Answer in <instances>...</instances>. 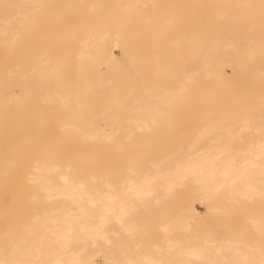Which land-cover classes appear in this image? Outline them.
Returning <instances> with one entry per match:
<instances>
[{"label": "bare ground", "instance_id": "obj_1", "mask_svg": "<svg viewBox=\"0 0 264 264\" xmlns=\"http://www.w3.org/2000/svg\"><path fill=\"white\" fill-rule=\"evenodd\" d=\"M191 104L243 105L214 115L264 132L248 125L264 121V0H0V264H264L260 243L185 242L190 223L165 220H196L197 198L264 201V137L164 135Z\"/></svg>", "mask_w": 264, "mask_h": 264}, {"label": "rangeland", "instance_id": "obj_2", "mask_svg": "<svg viewBox=\"0 0 264 264\" xmlns=\"http://www.w3.org/2000/svg\"><path fill=\"white\" fill-rule=\"evenodd\" d=\"M114 4V3H113ZM113 4L109 7H106V13L108 10L112 9ZM93 12V11H92ZM106 15V14H105ZM147 38L149 40L143 39V44H148L153 39V34L151 31L147 32ZM111 45L115 49L116 54L120 56V59L123 58V52L126 51V46H123L121 39L118 37L112 38ZM117 39V40H115ZM147 42V43H146ZM130 51L137 52L141 50L140 45L134 44L129 48ZM153 57L150 54H146L142 61V69L143 71H147L146 73L153 78H160V71L156 70V63L154 62ZM147 69V70H146ZM223 72L227 76V78L231 80H238L242 70V64L236 63L235 70L232 69L231 65L225 64L223 65ZM142 79V75H139L138 72H134L131 82H137ZM220 108H224L219 110ZM245 107L243 105L232 106L231 104L225 105L223 107L216 104L215 106H204V105H194L191 104L187 107L186 113L183 115H178L176 117H161L162 124L159 128L162 129H170L165 136L169 137H180V136H195L197 135L199 128L210 126L211 124L216 125L213 131H210L205 139L198 143L200 147H211L213 145H224V146H245L249 144L247 141H231L230 132L228 128L233 129V133H238V129L242 125H246L244 120L241 118H219L215 117L214 114L218 113L217 111H225L227 114H233L236 112H243ZM112 112L109 113V118L114 121L121 122L123 117L117 116L118 114ZM122 118V119H121ZM168 118L170 123L166 126ZM264 123L262 120H251L248 125L257 127L261 126ZM166 126V127H165ZM109 127V126H108ZM179 129H186V132L181 134L174 133ZM238 130V131H237ZM174 131V132H172ZM237 131V132H236ZM229 133V134H228ZM240 134L243 135H256V137H264V132H254L252 129H240ZM221 134L218 141H210V137ZM162 135V136H164ZM161 136V137H162ZM170 143V142H169ZM254 144L258 143L257 141L253 142ZM150 144H155L154 141H150ZM170 144L176 145L181 144L179 139H173ZM207 150H203L202 152H206ZM151 152V151H149ZM153 153H157V151L152 150ZM160 152V151H158ZM232 152H238L237 148L232 150ZM175 206L179 207V203L175 204ZM221 210L217 212H209L207 209V201L199 200V198L194 201V208L197 210L196 220L191 219L190 217L180 216L177 210H174L172 213L171 210L168 211L167 216H165L166 221H173L175 223H190L189 229L184 230V233L181 235L179 239L185 242H202V241H217L220 242L224 239H235L239 241H245L250 245H254L255 243H260L263 245V249L260 250L259 253L264 254V227L258 228L256 227V223H264V201H241V202H227L224 201L222 204ZM200 215V216H199ZM182 230V229H181ZM183 231V230H182ZM153 233L156 234L155 241H161L160 237V227L156 226L153 228ZM167 249V247H166ZM255 249H249L250 252H253ZM134 253V251H130ZM242 264V263H241Z\"/></svg>", "mask_w": 264, "mask_h": 264}]
</instances>
